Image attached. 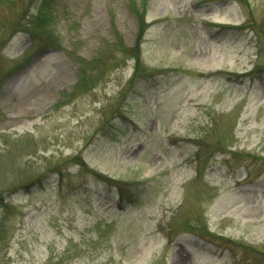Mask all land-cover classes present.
I'll list each match as a JSON object with an SVG mask.
<instances>
[{
  "label": "rangeland",
  "instance_id": "obj_1",
  "mask_svg": "<svg viewBox=\"0 0 264 264\" xmlns=\"http://www.w3.org/2000/svg\"><path fill=\"white\" fill-rule=\"evenodd\" d=\"M29 2L0 8V264H264V0H52L9 36Z\"/></svg>",
  "mask_w": 264,
  "mask_h": 264
},
{
  "label": "trees",
  "instance_id": "obj_2",
  "mask_svg": "<svg viewBox=\"0 0 264 264\" xmlns=\"http://www.w3.org/2000/svg\"><path fill=\"white\" fill-rule=\"evenodd\" d=\"M40 0H30L28 6L26 7V10H24V12L21 14V17L19 18L18 22L16 23V25L14 26L13 30L11 31V33L9 34V36H13V34L17 33V31H19L18 29H26L25 32H27L28 34L32 35L34 37L35 40L40 39V33H42L46 28L47 25H49V21L46 19L47 15H48V9L50 7L49 2H52V0H42L40 1V4L38 6V10L36 13H31L30 8L34 5L37 4V2H39ZM14 3V1H13ZM11 3V0H0V8L1 7H8L9 5L13 4ZM14 5V4H13ZM137 18H138V23H139V32H138V37H137V42H136V46L135 48H127L125 46V43L123 42L122 38L120 37V35L117 33L118 36V40H117V46L120 47L121 49H123L122 53L124 54H128V56H133L135 58V75L137 72H139L140 70V66H141V60H140V56H141V52H140V48H141V43L143 40V37L146 35L148 29H149V24L146 21V10L143 9L142 13L138 10L137 11ZM26 19H30L31 23H29V26L27 27L24 23H26ZM40 32V33H39ZM46 33V32H45ZM50 39H45V43L46 45H51V46H56L57 42L54 38V36L52 35V33H50ZM4 35V33H3ZM42 36V35H41ZM2 36H0V42H2ZM135 50H137L135 52ZM127 51H129V53H127ZM135 52V53H134ZM131 53V54H130ZM105 56H100V58H97L95 61L89 62L88 64L86 63V61H82V64L79 68V82H81L82 84L87 85V83H90L91 81L93 82L92 79L95 78H100V75L104 74L105 72V68L107 65V61H104L103 58ZM102 61L105 63L102 64ZM91 65L92 66V70L90 71H86V67L85 65ZM81 70V73H80ZM95 73V74H94ZM27 186V185H24ZM6 201V195H4V193L0 194V203L4 204V202Z\"/></svg>",
  "mask_w": 264,
  "mask_h": 264
}]
</instances>
